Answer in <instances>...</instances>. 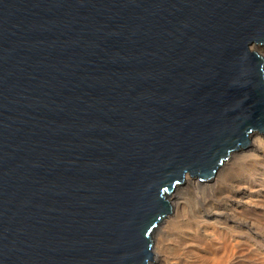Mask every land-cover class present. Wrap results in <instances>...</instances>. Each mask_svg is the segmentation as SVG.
Returning <instances> with one entry per match:
<instances>
[{"label": "water", "instance_id": "95a60500", "mask_svg": "<svg viewBox=\"0 0 264 264\" xmlns=\"http://www.w3.org/2000/svg\"><path fill=\"white\" fill-rule=\"evenodd\" d=\"M264 0H0V264H150L169 198L264 134Z\"/></svg>", "mask_w": 264, "mask_h": 264}, {"label": "rangeland", "instance_id": "374dc122", "mask_svg": "<svg viewBox=\"0 0 264 264\" xmlns=\"http://www.w3.org/2000/svg\"><path fill=\"white\" fill-rule=\"evenodd\" d=\"M262 134L260 136L264 137ZM243 150L240 152L243 157L233 160L235 163L220 174L219 185L212 190H204L202 186L198 189L205 194L208 208L226 211L236 222L224 216L202 218L198 213L203 212L204 201L197 197L196 191L184 186L177 191L183 209L176 219L173 211L168 219H175L167 239L172 263L264 264V144L261 153H247L250 146ZM236 199L242 203L236 205ZM167 222L155 235L156 242L162 230L167 232ZM212 244H215L214 249H211ZM231 245L234 254L225 263L221 258Z\"/></svg>", "mask_w": 264, "mask_h": 264}, {"label": "bare ground", "instance_id": "6f19581e", "mask_svg": "<svg viewBox=\"0 0 264 264\" xmlns=\"http://www.w3.org/2000/svg\"><path fill=\"white\" fill-rule=\"evenodd\" d=\"M252 51L259 53L264 58V47L254 45L252 47ZM260 135H261V133L259 132V133H253L249 136L250 151H248L247 153H261V147L264 144V137H261ZM262 135H264V134H262ZM249 146H247V147H249ZM246 148H244V149H246ZM243 151H244L243 148H240L236 152L231 153L230 154V160L228 162H225L223 164V166L220 167V169L216 172V174L214 175V177L212 179H209L207 181L202 182L201 180H199V177H197L198 178L197 179L196 177H192L191 174H187L184 178L183 184L178 186L176 188L175 192L169 198L170 206L172 207V210L175 213V219H176V217H178L180 211L183 209V207H182L183 204L181 202V198H180L179 194L177 193V191L179 190V188L184 186L187 188V190H190L193 188L192 192L196 191L197 197H199V198L201 197L200 199L202 201H204L203 206H202V208L204 210H203V212L198 213L199 216L201 215L202 218H206V219H217L221 216H224V217H227L228 219H231L232 221L236 222V220L232 219V218H234V216H231L229 213H226V211H222V210L220 211L219 209H216V208L215 209L214 208H208L207 204L205 203L206 196L204 193L199 192V190H200L201 186L204 188V190H206V189L212 190L213 187H216L217 185H219L220 181H221L220 174L226 169V167H231L235 163V162L234 163L232 162L233 160H237V159L243 157V154H240V152H243ZM233 169H235V168H233ZM230 173H232V172L230 171ZM211 182H214V183L211 184ZM234 203H236V205H237V204H241L242 202L240 201V199H236ZM169 216L163 220L162 224L158 227L156 234L161 231L162 225L167 222V220L169 219ZM175 219H173L171 221L168 220V222H167L168 226L166 228L167 232L162 230L161 235H160V239L158 240V242H156L154 239V245H153V249H152V253L154 256H153V261L150 264H177V263L171 262V260H170L171 253L169 250L170 247L167 244V239L169 237V234H171V232L173 230L172 225H173ZM246 225H247V223H246ZM248 226H250V225H248ZM249 229H250V227H249ZM214 246H215V244H212L211 249H214ZM231 246L232 247L229 246L227 251L223 254V257L221 258L222 261L225 263L229 262V260L231 259V257L234 254V251H233L234 247H233V245H231ZM212 252H213V250H212Z\"/></svg>", "mask_w": 264, "mask_h": 264}]
</instances>
